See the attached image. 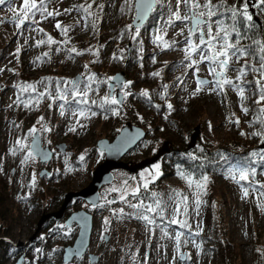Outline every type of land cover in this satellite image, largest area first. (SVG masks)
Returning a JSON list of instances; mask_svg holds the SVG:
<instances>
[{"label": "rangeland", "instance_id": "rangeland-1", "mask_svg": "<svg viewBox=\"0 0 264 264\" xmlns=\"http://www.w3.org/2000/svg\"><path fill=\"white\" fill-rule=\"evenodd\" d=\"M128 1L124 2L127 11L117 20L118 0H45L44 15L37 12L19 28L14 15L22 16L23 0H6L0 5V20L4 21L0 23V189L10 193L11 209L15 213L8 243L20 250L41 235L39 239L43 237V240L37 243L31 255L32 264H64L63 249L73 244L78 232L75 224L67 227L64 221L70 213L84 209L93 216L89 246L84 256L66 264H209L201 247V235L209 231L212 221L217 222L221 233L226 231L227 240L239 246L246 264H250L249 242L256 241L257 235L259 243L264 239V188L260 187L264 185V174L248 177L249 184H244L239 177V165L221 176H210L207 185L179 173L161 177L162 162L159 161L133 175L115 171L113 182L100 190L101 200L96 207L74 200L63 220H53L54 224L49 226L48 221L44 225L46 229L43 226L36 238L29 241L42 212H53L60 207H48L49 197L79 191L90 182L92 171L104 159L103 152L95 148L99 139L112 141L127 122L143 128L134 118L150 112H136L131 106V95L135 92L159 93L164 109L158 120L165 132L157 141L153 136H145L124 161L138 162L151 157L163 141H170L168 137L174 138L173 148L181 150V140L190 139L196 126L200 128L196 144L213 148H230L232 142L237 141L256 148L264 140V135L259 141L250 137L248 113L242 110L248 108L251 93L239 86L248 78L237 70L242 67L240 58L230 55L227 68L221 69L218 61L224 57L204 58L219 50L222 44L215 39L211 45L200 43L201 33L205 41L209 39L207 24H201L190 36L191 22L178 21L173 16L179 11L183 17L191 5L186 8L181 4L178 8L177 0H156V4L165 2L166 10L146 38L147 79L139 81L142 74H136L133 69L125 70L132 41L141 34V27L132 28L134 0ZM206 2L194 0L201 7L193 11L203 12ZM250 4L248 10L254 11ZM81 5L87 10L80 9ZM11 9H16V13ZM48 12L53 15H47ZM123 18L128 32H113ZM201 19L207 21L206 16ZM258 21L255 22L261 25ZM107 39L108 44H104ZM101 47L106 51L103 58L97 60ZM126 49L127 55L123 56ZM120 71L125 73L120 91L123 105L120 110L111 108V115L105 116L91 106L106 97L111 104L114 97H109V78ZM23 77H27L25 82H21ZM76 77L80 80L73 92V83L66 82ZM198 79L208 82L198 83ZM101 83L106 87H101ZM125 84L128 86L124 87ZM240 88L244 89L243 99L239 95ZM26 92L28 96L20 99L19 95ZM84 100L87 103H83ZM173 114L182 122V135L170 125ZM72 127L76 130L70 131ZM32 129L35 132L30 134ZM35 133L42 148L52 153L49 162L41 163L33 154L28 156ZM61 144L66 145L64 152L57 148ZM42 170L46 174L40 177ZM146 190L155 194L156 205L159 204L157 210L163 217L159 227L144 222L140 209L129 206L139 204L133 191L141 195ZM176 190L182 192V198ZM43 194L46 196L38 206L35 196ZM174 219L177 223H171ZM180 222H186L187 231ZM45 238L50 256L40 261L46 252L40 242ZM19 243H22L20 248ZM10 251L7 264H15L20 256L25 264V255H14ZM91 257L94 258L92 263Z\"/></svg>", "mask_w": 264, "mask_h": 264}, {"label": "trees", "instance_id": "trees-1", "mask_svg": "<svg viewBox=\"0 0 264 264\" xmlns=\"http://www.w3.org/2000/svg\"><path fill=\"white\" fill-rule=\"evenodd\" d=\"M118 1L119 2L117 3L119 7L117 20L121 16V13L127 11V8L124 7L125 0ZM245 3L249 5L251 0H212L211 5L216 9V13L211 17L210 23L212 24L213 35L216 34L218 26L222 24L223 28L227 29L228 31L227 42L247 50L246 54L240 57V63L242 66L241 69L244 70V77L248 78L244 79L239 86L245 88L251 93V95H248L250 101L247 108L248 124L250 126L249 133L252 139L259 141L264 135V112L261 111V109H264V101L257 103L260 97V86L257 85L256 81L259 80L261 85H264V78H262L261 75V63L264 61H262L260 46L256 44L255 41H260L262 44H264V7L259 6V0H255V6L254 4H250V6L255 11V16H257V18L260 20L261 25L257 24L253 20V14L250 13V9L248 10V14L252 16L251 21H248L242 15L233 19L231 17L230 9L233 6L241 9ZM128 4L130 6L129 1ZM164 4L165 2L162 4H156L155 8L152 10L149 20L140 29V37H137L134 41H132L130 55L125 60V70L131 72V69H133L137 71L136 74H142L143 77L137 79L142 82L145 81L148 76V73L146 74L147 65L145 63L147 49L146 38L149 32L154 29L157 19L164 15L166 10V5ZM220 5L223 6L220 7ZM203 12L206 13L207 9H205ZM205 16L208 21L207 15ZM123 21L124 18L120 19V24L116 27V29L113 28V32H128L125 30L127 26L125 27ZM233 25H235V31H233ZM126 35L127 34H124V36ZM223 35L224 33L221 32V37ZM215 40L224 43V41L219 37L215 38ZM237 41L239 42L238 45ZM108 42L109 39L105 40L103 43L108 44ZM105 51V47H101L100 53L97 56V60H101L103 58ZM125 55H127V49L125 52H123V56ZM209 57L211 56L209 55ZM253 69H256V71H253ZM237 70L240 71V69ZM51 77L55 78V76ZM26 78L27 77L21 78V82H25ZM52 78V86L55 88V82ZM100 85L101 87H106L104 83H101ZM27 96V92L19 95L20 99L26 98ZM159 96V93L152 95L151 92L147 95L137 92L131 95L133 98L131 106L137 111L131 108L132 110L136 112L148 110L150 112L147 115L143 114V116L139 117V119L134 118V121L145 129L146 136H154L157 140H160V136H162L165 132L163 125L158 120L159 114L164 109V106L159 100ZM103 101L104 99L100 100L97 105H93L94 107L91 106V108L105 116L111 115V108L120 110V107L117 105V103L109 104L108 102L103 103ZM169 122L170 125L175 128L177 133L181 135L183 134L182 122L174 114L169 119ZM157 133H160V135L157 136ZM168 139L171 141V143L175 144L172 142L174 139L173 137H168ZM181 141L183 143V148L181 150L174 148V151L165 155L159 160V162H162L160 173L161 177L174 176L179 173L188 176L190 179L196 181L200 185H207L206 182L210 176H221L223 173L237 165H239L241 168L249 170V178H256L260 174H264V152L259 150L257 147L255 148L251 145L247 146L244 141L232 142L230 148L222 146L213 148L206 144L199 143L190 150H186L187 146L189 145V139L186 137ZM135 149L136 147L130 152L134 151ZM72 165H74L73 162ZM253 172L255 174H252ZM205 178L207 179L205 180ZM244 184L249 183L248 181L244 180ZM176 192L180 198L183 197V194L180 190H176ZM153 194L154 193L146 190L142 192L141 195L136 194L135 196L137 197L139 204L143 202L145 205H152L153 207H156V196ZM45 196L46 195L44 194L36 195L35 204L40 206ZM77 201L82 200H75V202ZM61 202V194L58 196H51L49 197L50 205H48V207H54L56 209V207L60 206ZM12 204L13 201L10 193L5 189H0V264H7L9 260V250H12L10 253H14V255H18L19 253H21V255H25V264H32L33 259L31 255L34 254V251L36 250L35 248L38 245L37 243L40 240H43V237L39 239L41 236L40 235L37 241L31 244H26V246L20 250L13 249V247L8 243V240L11 239V231L15 223V213L11 209ZM97 210H100V208ZM140 212L143 215H147L152 221L150 224L156 227H159L163 222V217L161 214H157L159 213L158 210L157 212H146L144 209H140ZM144 222L147 221L144 220ZM50 224H54L53 219L50 220L48 226ZM183 227L187 231L186 227ZM43 228L46 229L45 226ZM221 231L222 230L218 227L217 222L212 221L209 231L201 235V247L205 250L208 256L209 264H246L241 252L239 251V246L233 243L231 240H227L226 231L225 233H221ZM258 237L259 235H257L256 241L251 240L248 245L249 255L252 258L250 264H264V239L261 243H259ZM40 243H42L43 248H45L48 244V241L45 238L44 241ZM49 256L50 255L47 254L46 247L44 257L40 258L39 260L42 261Z\"/></svg>", "mask_w": 264, "mask_h": 264}, {"label": "water", "instance_id": "water-1", "mask_svg": "<svg viewBox=\"0 0 264 264\" xmlns=\"http://www.w3.org/2000/svg\"><path fill=\"white\" fill-rule=\"evenodd\" d=\"M251 2L254 4V0H251ZM137 4L138 0H134L135 15L132 21V28H140L148 21L156 2L153 3L151 10L148 11L147 15L142 21L137 19ZM250 12L251 14H254V11L251 9ZM254 20L259 23L257 18H254ZM79 80L80 77H76L72 82H78ZM124 80L125 73L120 71L116 73L108 83L109 97H114L117 101V104L120 106L123 105V95L120 93V91L123 87ZM198 81L206 83L208 82L206 79H198ZM145 136L146 132L143 128L127 122L112 139V141H109L106 138L99 139L96 142L95 147L98 151L103 152L104 159L92 171L90 182L87 184V186L79 191H69L63 193L61 205L56 211L48 213L42 212L39 220L36 223V229L33 235L29 238V241L32 242L36 238L37 234L41 231L42 227L46 225L51 219L56 222L63 220L66 210L71 206L74 200H82L91 208L96 207L101 200L100 190L113 182V173L115 171L122 170L132 175L136 174L138 171L157 163L161 157L175 150L172 147V143L167 140L161 144L155 154H153L151 157H147L138 162L124 161V157L131 150H133L138 145V143L145 138ZM199 136L200 128L199 126H196L191 133L189 145L187 146L186 150H190L196 145ZM34 138L35 145L33 144ZM57 148L61 152H64L66 145L61 144L58 145ZM257 148L264 152V140L259 143ZM29 149L41 163L49 162L52 158V153L48 150V148H42L38 133H35L32 137ZM44 174H46V172L45 170H42L40 172V177L44 176ZM64 223L67 227H70L73 224L78 227V232L73 244L63 249L62 262L66 264L75 258L84 256L85 252L87 251L93 230V216L86 210L80 209L70 213L65 219ZM21 246L22 243H19L17 247L20 248ZM22 261L23 257H19L15 264H22ZM93 261L94 258L91 257L90 262L92 263Z\"/></svg>", "mask_w": 264, "mask_h": 264}, {"label": "snow or ice", "instance_id": "snow-or-ice-1", "mask_svg": "<svg viewBox=\"0 0 264 264\" xmlns=\"http://www.w3.org/2000/svg\"><path fill=\"white\" fill-rule=\"evenodd\" d=\"M156 0H138V4H137V12H138V16L137 19L142 21L144 19V17L147 15L148 11L151 10L153 3H155ZM6 3V0H0V5H3ZM183 4L184 7L188 8L189 5H191V7L189 8V12L185 13L183 15V17L181 16L179 11H176L173 13V16L175 17L176 20L178 21H190L191 22V28L189 30V35L191 36L192 34L195 33V30L197 28H199L201 26V24H207L208 26V41H205L204 39V35L203 33H201L200 35V43L204 44V43H208L209 45H211L212 43V39H215L216 37L221 38L224 43L220 44L219 50L217 51H213L211 57H204V58H208V59H212V60H216L217 57H224V59L219 60V66L221 69H225L228 66V57L230 55L232 56H236L237 58H240L242 56H244L247 52L246 49H243L239 46H234L232 44H229L228 41V31L227 29L223 28L222 24L220 26H218L215 37H213L212 34V24L210 23L211 21V17L215 15L216 13V9L213 8V6L211 5L210 0H207V2L203 5V7L205 9H207V12H197V11H193V9H198L201 6L199 4L194 3V0H177V7L179 8V6ZM23 8H22V16L19 14L14 15V21H18L17 23V28L20 27L21 24H23L25 22L26 19H30L32 16H35V14L37 12H39L41 15H44L45 12V0H39V3H37V0H23ZM223 5H220V7H222ZM254 6H255V0H254ZM259 6L264 7V0H259ZM87 7H91V5H88ZM101 8L103 7V5L100 6ZM248 7L249 5L247 3H245L243 5V7L241 9H238L237 7L233 6L230 11H231V17L233 19H235L238 16H243L245 19H247L248 21L252 20V16L248 14ZM80 9H84L85 11L87 10L85 8L84 5L79 6ZM11 11L15 14L16 13V9H11ZM66 12L68 11L67 9L65 10ZM57 15L59 13H56ZM47 15L51 16L53 15L52 12H48ZM205 15H207L208 17V21L202 20L201 18L204 17ZM3 20H0V23H3ZM171 23V21H170ZM219 23V22H217ZM57 27H60L59 24L57 25ZM66 32V30H64ZM233 31H235V25H233ZM221 32L224 33V35L221 37ZM180 34H183L182 32ZM157 39H160V37H157ZM187 43L189 44L190 47H192V41L191 39L187 40ZM238 41H237V45H238ZM256 44H258L260 46V50L262 53V61H264V44H262L260 41H255ZM228 49H231L232 51L229 52ZM72 51H76L75 49H72ZM188 58V56H186V59ZM195 63V62H194ZM87 67V66H85ZM212 72H215V69H211ZM253 71H256V69H253ZM240 74L243 75L244 74V70L240 69ZM155 75H158V73H156ZM261 75L262 78H264V62L261 63ZM89 79H93V77H89ZM112 79V78H109ZM66 83H73V92L76 91V82H66ZM198 83H206V82H199ZM225 83H231V81H225ZM257 85L260 86V97L259 100L257 101V103H260L261 101H264V85H261V82L259 80L256 81ZM128 85L125 84L124 87H127ZM197 91H199V88L197 89ZM243 93H244V89L240 88L239 89V95L241 96V99H243ZM144 95H147V93H143ZM83 95H87V92L85 91L83 93ZM125 95H127V93H125ZM83 103H87L86 100L82 101ZM108 102V98L106 97L103 101V103H107ZM93 103H95V101H93ZM111 103L115 104L117 103L115 98L111 99ZM25 107H27V105H25ZM169 108H171V105H169ZM243 111L247 112V109H242ZM262 112H264V109H261ZM237 123H239L237 121ZM70 131H75V127H72L69 129ZM35 129L30 130V134L34 133ZM17 143L19 144L20 141H17ZM33 144L35 145V138L33 139ZM38 150V149H37ZM255 155V154H254ZM29 157L32 156V152H29L28 154ZM83 156L80 157L81 160H83ZM239 171V177L240 180H246L248 178L249 175V170L241 168L238 170ZM252 174H255L254 172ZM207 178H205L206 180ZM199 186V185H198ZM261 188H264V185L260 186ZM247 191L245 190L244 195L247 196ZM132 195L135 196L136 192L133 191ZM155 195V194H153ZM121 199H124V197L122 196ZM130 207L132 208H136L138 211L139 209H144L146 212H157V208L159 207V204L157 203L156 207H153L152 205H145L143 204V202H141L140 204H129ZM158 215L160 213H157ZM142 218L147 221L148 223H152L151 219L147 216V215H142ZM108 222L105 221V224H107ZM171 223H177V221L174 219L171 221ZM183 226H187L186 222H180ZM103 238V237H102ZM177 240L179 241V235L177 236Z\"/></svg>", "mask_w": 264, "mask_h": 264}, {"label": "bare ground", "instance_id": "bare-ground-1", "mask_svg": "<svg viewBox=\"0 0 264 264\" xmlns=\"http://www.w3.org/2000/svg\"><path fill=\"white\" fill-rule=\"evenodd\" d=\"M118 106H119V107H122V106H120V105H118ZM144 131H145V129H144ZM145 132H146V131H145ZM157 136H158V135H157ZM153 137H154V136H153ZM154 139L157 141V139H156L155 137H154ZM165 141H167V140H165ZM163 142H164V141H163ZM163 142H162V143H163ZM169 142H170V141H169ZM197 142H198V141H197ZM162 143H161V144H162ZM172 147H173V144H172ZM95 148H96V147H95ZM96 150H97V149H96ZM97 151H98V150H97ZM163 157H164V156H163ZM161 158H162V157H161ZM161 158H160V159H161Z\"/></svg>", "mask_w": 264, "mask_h": 264}]
</instances>
